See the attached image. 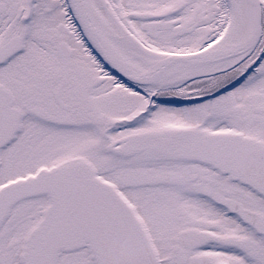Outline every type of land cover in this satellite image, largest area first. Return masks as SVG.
Returning a JSON list of instances; mask_svg holds the SVG:
<instances>
[{
	"label": "snow or ice",
	"instance_id": "snow-or-ice-1",
	"mask_svg": "<svg viewBox=\"0 0 264 264\" xmlns=\"http://www.w3.org/2000/svg\"><path fill=\"white\" fill-rule=\"evenodd\" d=\"M0 264H264V0H0Z\"/></svg>",
	"mask_w": 264,
	"mask_h": 264
}]
</instances>
